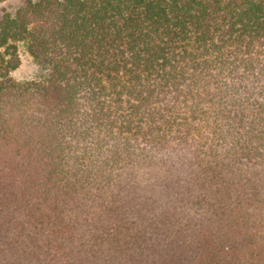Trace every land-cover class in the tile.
<instances>
[{
	"label": "trees",
	"instance_id": "obj_1",
	"mask_svg": "<svg viewBox=\"0 0 264 264\" xmlns=\"http://www.w3.org/2000/svg\"><path fill=\"white\" fill-rule=\"evenodd\" d=\"M0 264H264V0L4 9Z\"/></svg>",
	"mask_w": 264,
	"mask_h": 264
},
{
	"label": "rangeland",
	"instance_id": "obj_2",
	"mask_svg": "<svg viewBox=\"0 0 264 264\" xmlns=\"http://www.w3.org/2000/svg\"><path fill=\"white\" fill-rule=\"evenodd\" d=\"M25 0H2L0 1V18L4 9L14 11L22 5ZM20 65L11 71L10 75L17 81L23 82L27 80L40 79L44 75V70L36 62L34 57L23 47H20Z\"/></svg>",
	"mask_w": 264,
	"mask_h": 264
}]
</instances>
